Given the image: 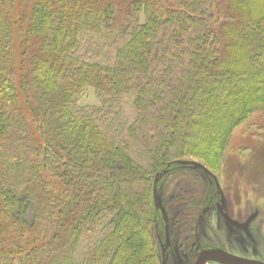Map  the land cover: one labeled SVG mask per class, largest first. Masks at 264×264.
<instances>
[{
	"label": "trees",
	"instance_id": "1",
	"mask_svg": "<svg viewBox=\"0 0 264 264\" xmlns=\"http://www.w3.org/2000/svg\"><path fill=\"white\" fill-rule=\"evenodd\" d=\"M253 105L264 0H0V264H155L153 189Z\"/></svg>",
	"mask_w": 264,
	"mask_h": 264
},
{
	"label": "rangeland",
	"instance_id": "2",
	"mask_svg": "<svg viewBox=\"0 0 264 264\" xmlns=\"http://www.w3.org/2000/svg\"><path fill=\"white\" fill-rule=\"evenodd\" d=\"M79 107H97L93 89H88L80 98ZM251 114L242 124L232 130L228 146L221 159L209 168L219 177L226 199H257L263 194L264 183V106L253 105ZM184 162H194L187 160ZM189 166V165H186ZM205 182L202 175L190 166L176 167L171 176L159 184L157 198L166 219L172 224L170 239L179 243L181 235L188 231L193 216L198 213L199 198ZM154 204V202H153ZM256 204V203H255ZM234 206V205H233ZM155 217L149 226V238L155 264L160 263L158 238L163 233L160 211L154 205ZM161 220V221H160ZM191 220V221H190ZM188 221H190V224ZM89 242V241H88Z\"/></svg>",
	"mask_w": 264,
	"mask_h": 264
},
{
	"label": "flooded vegetation",
	"instance_id": "3",
	"mask_svg": "<svg viewBox=\"0 0 264 264\" xmlns=\"http://www.w3.org/2000/svg\"><path fill=\"white\" fill-rule=\"evenodd\" d=\"M193 168L202 175V190L207 191L201 194L199 211L192 223L188 221L191 225L177 244L170 239L172 224L159 209L163 225V233L157 237L160 263L264 264V183L257 199L228 200L216 174L206 167L209 173Z\"/></svg>",
	"mask_w": 264,
	"mask_h": 264
},
{
	"label": "water",
	"instance_id": "4",
	"mask_svg": "<svg viewBox=\"0 0 264 264\" xmlns=\"http://www.w3.org/2000/svg\"><path fill=\"white\" fill-rule=\"evenodd\" d=\"M179 164L185 166V165H190L192 167H195V168H198V169H201V170H204L206 173H209L205 167H203L201 164H198V163H194V162H180ZM216 180V179H215ZM153 202H154V205L156 208L160 209L162 214H163V210L161 209V207L159 206V201H158V198H157V193H156V190L155 188L153 189ZM165 216V215H163Z\"/></svg>",
	"mask_w": 264,
	"mask_h": 264
}]
</instances>
